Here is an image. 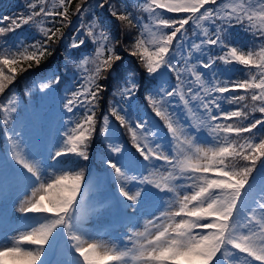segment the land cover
Segmentation results:
<instances>
[{
  "label": "snow or ice",
  "instance_id": "snow-or-ice-1",
  "mask_svg": "<svg viewBox=\"0 0 264 264\" xmlns=\"http://www.w3.org/2000/svg\"><path fill=\"white\" fill-rule=\"evenodd\" d=\"M72 5L28 0L24 13L0 18V25L8 21L0 26L6 129L18 113L11 86L40 69L64 38L62 28L73 16L80 20L69 45L80 59L72 87L59 97L64 131L43 152L29 151L19 133L8 137L6 159L23 181L17 211L24 223L0 244V264H50L45 257L61 239L71 258L58 264H264V0ZM96 9L119 22L127 43ZM118 48L135 59L140 78L135 70L114 75L124 60ZM110 79L113 99L98 115L110 86L101 81ZM63 80L45 72L33 85L47 95ZM98 136L107 142L102 161L123 207L151 210L142 225L130 221L119 242L86 226L80 164Z\"/></svg>",
  "mask_w": 264,
  "mask_h": 264
},
{
  "label": "rangeland",
  "instance_id": "rangeland-1",
  "mask_svg": "<svg viewBox=\"0 0 264 264\" xmlns=\"http://www.w3.org/2000/svg\"><path fill=\"white\" fill-rule=\"evenodd\" d=\"M90 2H94V0H90ZM27 3L28 0H11L9 3L11 10L8 16L24 13ZM95 12L96 15L103 19L106 18L105 11L96 9ZM91 18L92 14L89 12L85 14L83 19L84 22L87 23ZM106 19L109 22L111 21L109 17ZM72 21V25L69 26L70 31L68 34L67 32L65 33L61 43V48H65L71 55V64L68 66V71L51 69L48 72V74L56 73L57 75L62 74L64 76V80L59 85V90L47 95L39 93L34 87L33 81L38 82L40 76L32 80L29 85H26L23 90H21V95H18V90L12 89L11 91L15 92L18 97V113L14 118V124L11 125L10 128L6 129L0 124V177L3 178V184L2 187H0V244L5 243L6 238L12 236L14 230L20 229L21 225L24 223L22 218L18 219L21 217V214L17 211L19 207L18 197L24 192L23 181L18 176L17 171L13 169L14 167L16 168V166L6 159L9 150L8 137L14 133H19V138L23 141V144L27 146L29 151L43 152L46 144L58 139V133L64 131L62 121L67 120V116L64 115L59 106V97L64 94L63 90L66 87H72V83H70V80H72V71L75 70V63L80 59V55L73 52L74 49L69 47L73 39V34L80 23L77 17H72ZM4 24H8V21H5ZM56 26L59 27L60 25L57 24ZM31 31L35 33L36 38L39 39V34L36 33V29L32 28ZM241 35L242 32L237 29V39L246 45L248 37H241ZM81 53H86V49L82 48ZM225 75L239 76L240 73H226ZM132 103L140 104L142 102L133 100ZM177 111L182 112L179 108ZM160 135L163 137V132H161ZM201 139H204V137L202 136ZM121 142L125 143L122 138ZM99 168L101 169L94 168L95 174L91 175L90 179H87L88 181L84 187L82 204L84 205L86 226L88 228L90 227V229L99 231L104 239L112 238L119 242L124 238L122 235H119L120 233L112 231L108 236H105L104 229L101 228L107 224L110 217L112 223H118L128 217V214H126V209L120 206L117 207V210L115 209V199L118 198V194L111 187V184H114L112 176L106 171V165L103 161ZM129 210L131 213H136L133 221L138 220L140 225L143 224L144 219L151 218L145 215L146 211H151L150 209L130 208ZM124 226L125 228H129L130 223ZM61 254L66 256L62 257L63 261L70 259L62 239L56 244L55 250L50 251L45 259H47L50 264H55V262L58 264V262L62 261Z\"/></svg>",
  "mask_w": 264,
  "mask_h": 264
},
{
  "label": "trees",
  "instance_id": "trees-1",
  "mask_svg": "<svg viewBox=\"0 0 264 264\" xmlns=\"http://www.w3.org/2000/svg\"><path fill=\"white\" fill-rule=\"evenodd\" d=\"M10 1L11 0H0V18H2L3 16H8V13L11 10L9 6ZM78 2L79 0H73L72 10L75 9V5ZM126 2L131 4L132 0H126ZM106 18H107V15H106ZM106 18H104V20H106L107 24L111 26L115 39L116 40L123 39V41L127 43L129 40V37L121 36V33L119 31V22H116L112 18H110L111 21L109 22ZM1 26H7V24H3ZM62 31L64 32V36H65V33L67 32L68 34V32L70 31V27L62 28ZM242 36H245V34L242 33L241 37ZM61 43H62V40L59 41L55 45V49H56L55 53L53 54V56L48 58V60L41 66L40 69L32 70V71H29L19 76L17 78V81L11 86V90L16 89L21 93V90H23V88L26 85H29V83L34 78L41 76L45 72L48 73L49 70L52 68L62 69V71H68V66L71 64V55L69 51L65 50V48H61ZM81 50L82 49H80V53H81ZM117 50L120 51L121 54L124 56V60L122 63L117 64L116 73H114V75H118L122 72L126 73V72H131L135 70L137 77L140 78L143 73H142V70L139 69V66L136 63L135 59L128 56L126 53H124L122 49L118 48ZM73 52L78 54L76 50H73ZM101 83H108L110 86L108 90L102 94L103 98L100 103L98 115H100L101 112L107 111L108 104L113 99L115 80L110 79L109 81H101ZM121 131L123 132L124 137L128 141V135L126 131L124 129H121ZM106 143L107 142L104 140L103 136H98L95 142L93 143L92 148L90 149V157H91L90 160L87 162H82L80 164V167L84 168L85 170L86 178L89 176V174L91 173V170H93L94 167H97V168L100 167V164L102 162V153L104 155L107 154L106 151H104Z\"/></svg>",
  "mask_w": 264,
  "mask_h": 264
}]
</instances>
